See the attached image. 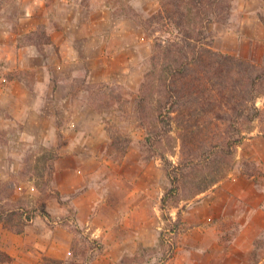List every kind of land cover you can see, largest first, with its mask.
Returning <instances> with one entry per match:
<instances>
[{"label":"rangeland","instance_id":"374dc122","mask_svg":"<svg viewBox=\"0 0 264 264\" xmlns=\"http://www.w3.org/2000/svg\"><path fill=\"white\" fill-rule=\"evenodd\" d=\"M131 9L146 20L162 5L0 0V182L39 214L22 234L0 225L19 238L0 234L15 248H0V264H264V96L229 177L163 209L171 182L135 110L154 42ZM206 45L263 65L264 0H233ZM46 150L51 165L28 170Z\"/></svg>","mask_w":264,"mask_h":264},{"label":"trees","instance_id":"16d2710c","mask_svg":"<svg viewBox=\"0 0 264 264\" xmlns=\"http://www.w3.org/2000/svg\"><path fill=\"white\" fill-rule=\"evenodd\" d=\"M159 1L162 9L151 18L142 20L132 9L127 17L154 42L135 110L148 131V151L163 161L171 182L162 199L166 209L171 200L180 204L196 198L229 177L245 139L244 127L251 131L261 115L257 101L264 96V64L206 45L211 24L227 23L233 0ZM104 92L89 94L100 97ZM176 156L177 161L170 159ZM53 158L46 150L41 158L29 157L26 165L37 173L41 161L49 166ZM51 175L52 166L45 186ZM12 187L0 182V225L22 234L39 214L15 201ZM46 264L62 262L46 259Z\"/></svg>","mask_w":264,"mask_h":264},{"label":"crops","instance_id":"0c3cea01","mask_svg":"<svg viewBox=\"0 0 264 264\" xmlns=\"http://www.w3.org/2000/svg\"><path fill=\"white\" fill-rule=\"evenodd\" d=\"M246 188H248V189H250V190H256V188H254V185L250 182V181H246ZM247 196V195H246ZM243 199H246V197H245V195H243V196H241ZM258 213H261V212H263L262 210H258L257 211ZM0 234H4L7 238H10V239H12L13 241H18V239L19 238H17L16 237V235H10V234H6L5 232H2L1 230H0ZM1 242H4V240L3 239H1L0 238V243ZM3 248V251L5 250V251H7V253H9L11 256H15V248L14 249H12V248H10V246H7L6 244H0V248Z\"/></svg>","mask_w":264,"mask_h":264}]
</instances>
